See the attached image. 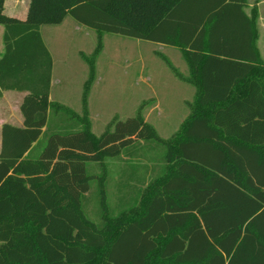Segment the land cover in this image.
Wrapping results in <instances>:
<instances>
[{
    "label": "trees",
    "instance_id": "trees-1",
    "mask_svg": "<svg viewBox=\"0 0 264 264\" xmlns=\"http://www.w3.org/2000/svg\"><path fill=\"white\" fill-rule=\"evenodd\" d=\"M5 1L0 96L28 93L24 125L2 128L0 264H264V61L256 47L257 8L249 16L247 0H30L20 20L5 13ZM67 15L99 35L181 50L189 76L165 60L197 92L175 134L161 137L141 111L94 133L87 102L95 54H82L90 64L83 115L50 99L53 57L40 27ZM51 110L63 114L64 125L46 132ZM141 141L164 148L161 171L138 190L144 180L135 177V166L136 184L129 178L121 188L130 197L119 196L128 205L111 212L106 159L133 155ZM90 162L101 174L89 173ZM94 177L104 209L100 224L85 209Z\"/></svg>",
    "mask_w": 264,
    "mask_h": 264
},
{
    "label": "rangeland",
    "instance_id": "rangeland-1",
    "mask_svg": "<svg viewBox=\"0 0 264 264\" xmlns=\"http://www.w3.org/2000/svg\"><path fill=\"white\" fill-rule=\"evenodd\" d=\"M0 28L3 30L4 25L0 24ZM40 31L54 60L50 99L79 115H83L82 94L90 77V64L82 54L88 57L95 54V76L87 102L94 133H102L114 118L125 120L141 111L161 137L169 138L190 113L187 102L194 100L195 87L182 81L165 60L169 59L174 68L185 74L186 62L180 49L112 32L99 35L71 15L60 24L42 25ZM62 116L51 110L46 132L64 125L60 121ZM133 151V155L124 153L120 158L106 159V206L111 212L118 213L128 205L119 201L117 190L124 186L122 181L134 179L135 166L144 180L138 190L157 176L163 166L164 148L141 141ZM88 170L91 174H101L95 162L89 163ZM91 186L85 209L100 224L104 209L98 177L91 180Z\"/></svg>",
    "mask_w": 264,
    "mask_h": 264
},
{
    "label": "crops",
    "instance_id": "crops-1",
    "mask_svg": "<svg viewBox=\"0 0 264 264\" xmlns=\"http://www.w3.org/2000/svg\"><path fill=\"white\" fill-rule=\"evenodd\" d=\"M247 6L245 7L246 13L251 16L252 14V8L256 7L257 8V16L255 18L256 20V47L258 48L261 58L264 61V0H247ZM30 0H27L26 2H23V0H6L5 1V13L9 16L16 17L20 20H25L27 17L28 13V8H29ZM41 28V27H40ZM5 27L3 30L0 28V57L4 51V43H3V35H4ZM46 44V43H45ZM162 44V43H160ZM165 45V44H163ZM175 47V46H174ZM179 49L178 47H176ZM50 51V50H49ZM186 62V60H185ZM186 72L185 76L190 75V67L189 64L186 62ZM53 70H54V60H53ZM52 78H53V71H52ZM182 80V79H181ZM184 82L190 83L188 81L182 80ZM191 84V83H190ZM193 85V84H192ZM195 87V94L197 92V87ZM51 88H52V83H51ZM242 91H244L242 89ZM27 91H19V90H5L3 94L0 96V150H1V145H2V128L5 123H10L16 126H23L24 125V115L21 110L22 103L27 95ZM50 95H51V90H50ZM46 129V127L44 128ZM139 176L137 174L135 177ZM143 176V174H142ZM138 179L135 178L133 181H137ZM120 181V180H119ZM129 181V180H127ZM127 181L124 180L122 181V185H127ZM135 182H131L132 184H136ZM121 182L118 183V185ZM137 186L140 184L137 183ZM118 188L117 193L118 197H126L129 198L130 194L128 191L126 192L125 190ZM121 189V190H120ZM261 263V262H260ZM263 264V261L262 263Z\"/></svg>",
    "mask_w": 264,
    "mask_h": 264
}]
</instances>
